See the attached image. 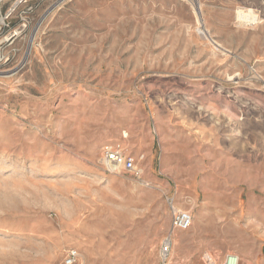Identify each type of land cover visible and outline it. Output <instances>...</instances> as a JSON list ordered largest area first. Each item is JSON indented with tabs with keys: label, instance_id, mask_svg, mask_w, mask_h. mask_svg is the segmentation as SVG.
Returning <instances> with one entry per match:
<instances>
[{
	"label": "rangeland",
	"instance_id": "374dc122",
	"mask_svg": "<svg viewBox=\"0 0 264 264\" xmlns=\"http://www.w3.org/2000/svg\"><path fill=\"white\" fill-rule=\"evenodd\" d=\"M41 1L0 67V264H264V0Z\"/></svg>",
	"mask_w": 264,
	"mask_h": 264
},
{
	"label": "built area",
	"instance_id": "2783aa9c",
	"mask_svg": "<svg viewBox=\"0 0 264 264\" xmlns=\"http://www.w3.org/2000/svg\"><path fill=\"white\" fill-rule=\"evenodd\" d=\"M49 14L48 7L43 8L41 0H0V67L12 69L9 64L16 54L15 42H20V40L27 37V42H35ZM31 38L33 39L31 40ZM23 65L24 63L15 68L14 71H17ZM106 153L111 156V160L116 163L115 165L121 163L124 170L134 171V157H121L109 150ZM191 223L192 217L188 211H172V228L185 230L190 227ZM170 250L171 239L166 238L160 246L162 264H166L165 261L170 254ZM78 256L76 249H69L62 264H74ZM207 261L211 264L209 257H207ZM222 264H238V257L228 254Z\"/></svg>",
	"mask_w": 264,
	"mask_h": 264
},
{
	"label": "bare ground",
	"instance_id": "6f19581e",
	"mask_svg": "<svg viewBox=\"0 0 264 264\" xmlns=\"http://www.w3.org/2000/svg\"><path fill=\"white\" fill-rule=\"evenodd\" d=\"M33 38H31V40H32Z\"/></svg>",
	"mask_w": 264,
	"mask_h": 264
}]
</instances>
